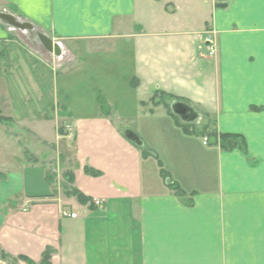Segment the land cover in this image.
I'll return each mask as SVG.
<instances>
[{
	"label": "crops",
	"instance_id": "obj_1",
	"mask_svg": "<svg viewBox=\"0 0 264 264\" xmlns=\"http://www.w3.org/2000/svg\"><path fill=\"white\" fill-rule=\"evenodd\" d=\"M0 11L31 26V39L0 26L5 255L264 264V0H0ZM222 136L237 140L224 149ZM41 144L87 205L58 195L48 150L31 152Z\"/></svg>",
	"mask_w": 264,
	"mask_h": 264
},
{
	"label": "rangeland",
	"instance_id": "obj_2",
	"mask_svg": "<svg viewBox=\"0 0 264 264\" xmlns=\"http://www.w3.org/2000/svg\"><path fill=\"white\" fill-rule=\"evenodd\" d=\"M2 13H5L3 11H0ZM7 14V13H6ZM2 26V25H0ZM5 27V26H2ZM19 131V130H18ZM21 133V138H23V142H30V133L24 131H19ZM19 133V134H20ZM18 134V133H17ZM203 146H208V143H204L202 142ZM216 145L217 146H221V142L220 139H218V141H216ZM40 148H42V150H40ZM48 150V154L45 157H42L44 161H46V163H48L50 165L49 169V173H48V177L53 179V182L55 181L56 184V189H57V193L58 195L60 194V196L63 195V192L65 191V193H69L71 190L70 188V182H69V177L68 176H62L61 175V166L63 165V160H61L60 158H58L56 156V150L54 149H48V147L44 144L41 145H37V147H35L31 152L34 153H38V152H42L43 151V155L44 152ZM64 190V191H63ZM20 261V260H19ZM16 260H13L11 257L5 255L3 253V251L0 250V264H19Z\"/></svg>",
	"mask_w": 264,
	"mask_h": 264
},
{
	"label": "water",
	"instance_id": "obj_3",
	"mask_svg": "<svg viewBox=\"0 0 264 264\" xmlns=\"http://www.w3.org/2000/svg\"><path fill=\"white\" fill-rule=\"evenodd\" d=\"M0 25L17 29L21 33H24L27 36V38H30L27 31H29L28 29L31 26L28 23H26L25 21H22L21 19H19L18 17L14 16V15L0 12ZM40 37L42 38V41H43L46 49L50 53H53V52L55 53L58 51V45L57 44H53L52 41L47 40L48 43L46 46V44L44 42L46 40H43L44 37H42V36H40ZM174 111L176 114H178V116H180L184 120H193V117L187 116V109H185L184 107H181V106L175 107ZM124 136H125V139L127 141L133 143L137 147L142 146V143L139 141V139L131 131H128V130L124 131Z\"/></svg>",
	"mask_w": 264,
	"mask_h": 264
},
{
	"label": "trees",
	"instance_id": "obj_4",
	"mask_svg": "<svg viewBox=\"0 0 264 264\" xmlns=\"http://www.w3.org/2000/svg\"><path fill=\"white\" fill-rule=\"evenodd\" d=\"M233 140L235 141L237 139L235 137H231V136H222L220 138L221 147L224 148V149L228 148L227 143H229V141H233ZM85 173L90 175V176H93V177L99 176L98 173H95V172L89 170L88 168L85 169ZM162 176L165 179L168 178V176L166 174H164L163 172H162ZM68 180H69L70 183L72 182L71 178L68 179ZM175 190L179 193V188L178 187H175ZM66 195L75 197L77 199V201L79 202V204H81V205H87V203L90 202L88 199L84 198L79 192H77V191H75L73 189H71V191L69 193H67ZM90 207H92V204L90 205ZM50 253H51L50 250H46V252L43 255V259H42L41 264H49Z\"/></svg>",
	"mask_w": 264,
	"mask_h": 264
},
{
	"label": "built area",
	"instance_id": "obj_5",
	"mask_svg": "<svg viewBox=\"0 0 264 264\" xmlns=\"http://www.w3.org/2000/svg\"><path fill=\"white\" fill-rule=\"evenodd\" d=\"M213 51H214V47L209 46V53H208V55H209V56H212ZM203 142H204L205 144L208 143V141H207L206 139H204ZM95 205L98 206V205H99V202H95ZM24 211H25V210H24ZM63 216H68V217H71V218H75V217H76V215H74V214H71V215H65V214H64Z\"/></svg>",
	"mask_w": 264,
	"mask_h": 264
},
{
	"label": "bare ground",
	"instance_id": "obj_6",
	"mask_svg": "<svg viewBox=\"0 0 264 264\" xmlns=\"http://www.w3.org/2000/svg\"><path fill=\"white\" fill-rule=\"evenodd\" d=\"M14 29V28H13ZM15 30H17V29H15Z\"/></svg>",
	"mask_w": 264,
	"mask_h": 264
}]
</instances>
